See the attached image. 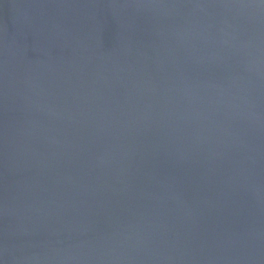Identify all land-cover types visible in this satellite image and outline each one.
I'll use <instances>...</instances> for the list:
<instances>
[{"label": "water", "instance_id": "95a60500", "mask_svg": "<svg viewBox=\"0 0 264 264\" xmlns=\"http://www.w3.org/2000/svg\"><path fill=\"white\" fill-rule=\"evenodd\" d=\"M0 264H264V0H0Z\"/></svg>", "mask_w": 264, "mask_h": 264}]
</instances>
